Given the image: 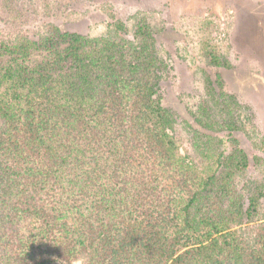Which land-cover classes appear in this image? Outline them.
Instances as JSON below:
<instances>
[{"label": "trees", "instance_id": "obj_1", "mask_svg": "<svg viewBox=\"0 0 264 264\" xmlns=\"http://www.w3.org/2000/svg\"><path fill=\"white\" fill-rule=\"evenodd\" d=\"M49 26L0 41V264H264V223L236 228L248 157L215 152L208 119L206 163L180 152L148 17Z\"/></svg>", "mask_w": 264, "mask_h": 264}, {"label": "rangeland", "instance_id": "obj_2", "mask_svg": "<svg viewBox=\"0 0 264 264\" xmlns=\"http://www.w3.org/2000/svg\"><path fill=\"white\" fill-rule=\"evenodd\" d=\"M138 15L148 17L165 60L161 96L180 152L201 165L195 131L214 121L212 149L248 157L234 185L245 210L253 191L258 205L236 228L252 239L264 223V0H0V41L37 38L49 25L98 37L115 21L133 29Z\"/></svg>", "mask_w": 264, "mask_h": 264}]
</instances>
